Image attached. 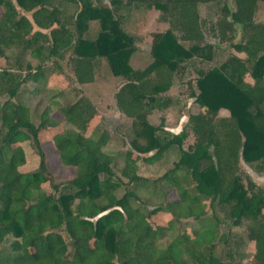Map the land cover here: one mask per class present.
<instances>
[{"label": "trees", "instance_id": "16d2710c", "mask_svg": "<svg viewBox=\"0 0 264 264\" xmlns=\"http://www.w3.org/2000/svg\"><path fill=\"white\" fill-rule=\"evenodd\" d=\"M110 3L0 0V58H9L8 51L15 49L39 60L29 61L25 70L0 67V95L8 94L0 113V264H264V188L250 174L244 184L239 174L243 160L264 159V0ZM203 3L217 4V43L206 39ZM146 7H156L169 24L150 55L141 54L130 27L134 11ZM93 19L101 30L89 38L84 32ZM231 43L233 49L220 45ZM227 51L230 57L220 63ZM99 58L126 78L116 102L118 112L134 120L131 140L118 136L104 118L87 130L96 106L81 90L71 94L76 83L94 80ZM195 58L217 64L199 73V92L188 71ZM53 74L66 75L67 84L51 96L36 122L34 110L17 97L29 81L46 86ZM185 81L188 96L201 110L188 114L180 132L150 123L151 110L180 102L165 94ZM221 108L229 114L221 115ZM190 132L194 139L185 149ZM27 140L39 157L35 168L28 167L19 145ZM112 140L130 143L119 155L124 161L119 173L118 154L104 150ZM47 141L57 149V167L75 170L72 179L54 181L42 146ZM173 149L179 152L174 165L158 179L165 187L140 174L146 165L166 162ZM150 187L151 195L146 192ZM173 189L177 198L169 200ZM154 194L167 202L147 207L143 197ZM215 206L229 207L234 224L252 221L249 237L256 248L250 262L223 260L214 253V222L219 220L209 212ZM160 211L171 213L165 223L154 218ZM189 217L199 222L191 232L182 222ZM175 221L182 228L164 245Z\"/></svg>", "mask_w": 264, "mask_h": 264}, {"label": "rangeland", "instance_id": "374dc122", "mask_svg": "<svg viewBox=\"0 0 264 264\" xmlns=\"http://www.w3.org/2000/svg\"><path fill=\"white\" fill-rule=\"evenodd\" d=\"M110 2L111 0H95V4L101 7L110 6ZM199 8L203 30L205 32L207 41L210 43H217L219 40L215 25L218 14L217 4L203 3L200 4ZM70 9L73 10L74 7L71 6ZM130 27H132L133 33H135L139 37L138 41H140L141 47L144 49L143 55H150L152 46L154 45L159 34L169 28V24L166 20L161 18V13L156 7H146L136 9L134 11V21H132ZM100 30V21L93 19L88 23V27L85 30V36L95 38ZM229 46L232 47L233 44L223 45L225 49L229 48ZM8 54L10 55L9 58H0V67H9L12 69L21 67V70H25L29 61L32 60L33 64H37L39 62L37 58L32 59L29 55L23 54L15 49L9 50ZM229 57L230 53L229 51H227L226 54L220 58V63ZM138 60L139 59H137V62ZM216 65L217 64L215 60L208 61L202 60L200 58H195L189 64V79L192 80L195 88L197 89V92H199V89L196 85V79L199 73L216 67ZM95 71L97 79L94 82L90 83L88 86L76 84L78 85V87L74 85L70 88L71 94L73 95L74 92L78 91L79 87H83L82 90H84V93L87 92L86 95H88L93 103H95L97 113L94 115V117L91 118L88 124H86V129H90L96 122L106 117L105 115H108L107 117L112 121L111 124H113L114 122V126L117 125L116 129L121 136L126 137L128 140L133 139L134 120L125 114H121L118 120H115L114 118V114L117 109L115 91L119 88L121 83L126 80V78L113 74L109 69L105 58H99L96 60ZM247 79H249L248 76ZM66 83L67 80L64 75H53L52 80L49 81L44 89L37 83L29 81L21 88L20 95L17 98L34 110V119L36 120V122H38L39 113L50 102L51 95L57 92L59 89L64 88V86H66ZM166 94L170 95L172 99L179 97L180 102L173 101L167 108L151 110L148 117L149 122L155 125H161L171 132H180L183 129L185 123L188 121V114L197 112L198 110H201V108H199L198 105L195 104V100H193V98L188 96L186 81L182 82L181 84L176 83L171 87V89L166 92ZM71 97L72 96L65 97L64 103L67 102ZM7 99L8 94L0 95V113L1 106ZM228 113V109H220L221 115H226ZM1 128L2 127L0 120V137L3 131ZM43 137L44 139H46L47 135H43ZM193 139V134L192 132H190V136L184 142L183 147L185 149L188 148V145L193 142ZM140 141L142 142V144L145 143V139L143 138ZM19 145H21L25 151L28 167H37L39 163V157L36 153L37 151L32 141H22L19 143ZM128 145L125 146L122 145V143L116 142V140H112V142L104 146V150L110 153L122 154L128 148ZM42 146L48 155L47 157L51 159L49 169L53 170L54 181L64 182L72 179V177L75 176V170H73V168H67L65 166L57 167L58 152L53 143L51 141H47L44 142ZM178 153L179 152L177 150L173 149L167 155L168 158L166 159V162L160 160L153 165H146L144 169L140 171V173L143 176H148L146 178L158 181L156 183L158 187H165V181H161L158 179L169 167H172L174 165V162H172V160L174 158L176 159V154ZM120 154H118L116 160L115 171L117 173H119L120 168L124 165L122 157L119 156ZM239 174L242 177L244 184H247V175L250 174L251 177L257 180L256 183L264 188V159L256 162H246L243 160L241 163ZM123 191V189H120L119 195L122 194ZM152 191L153 187H150L149 192H146L151 195ZM176 195V190L173 189L168 195V199H174L176 198ZM146 198V206L150 208L158 204L164 205V203L167 202V198H164L162 194H154L153 198L149 197L150 199H148L147 196L143 197L144 200ZM212 212H214L216 219L219 220L218 222H214L217 231L216 237L214 238V253L223 260H236L242 261L243 263L250 262L256 248L254 240L249 237V226H251L252 221L244 219L240 224H234L232 219H230L228 215L229 207L227 206H215L214 210H210L209 214H212ZM165 214L166 212L164 213L163 211H160L154 216V218L158 222L165 223L168 220L169 216L171 217V213L170 215ZM182 222L183 224L189 226V232L195 229L193 224L196 226L199 223L194 217L182 218ZM174 225L175 226L173 230H171L169 235L163 239L162 243L164 245L170 243L178 234V232H180V228H182V224H180L179 222L175 221ZM183 228L185 229V226ZM208 249L209 245L206 244L205 251L208 252Z\"/></svg>", "mask_w": 264, "mask_h": 264}, {"label": "crops", "instance_id": "0c3cea01", "mask_svg": "<svg viewBox=\"0 0 264 264\" xmlns=\"http://www.w3.org/2000/svg\"><path fill=\"white\" fill-rule=\"evenodd\" d=\"M86 32V31H85ZM85 32H84V34H85ZM87 37V36H86ZM90 38V37H89ZM135 43L137 44V45H139L140 47H141V44H140V41H138V39H136V41H135ZM232 44V43H231ZM222 47H223V45L224 44H220ZM234 45V44H233ZM224 48V47H223ZM227 49H233V46L231 47V46H229V48H227ZM141 54H143V51H144V49L141 47ZM69 53H71V52H69ZM67 62V60H65L63 63H66ZM95 62L96 61H94V80L92 81V82H94L96 79H97V77H96V71H95ZM250 64H252V62H249ZM253 65V64H252ZM252 65H250V66H252ZM67 68V71L69 72V73H71L70 72V69H69V65L66 67ZM53 75H64V74H53ZM52 75V76H53ZM52 76L50 77V80L49 81H51L52 80ZM65 76V78H66V80H67V77H66V75H64ZM247 78V77H246ZM54 80H56V79H54ZM247 80H249V79H247ZM32 82V81H31ZM92 82H88V83H85V84H81V85H85V86H88L90 83H92ZM35 83V82H34ZM49 83V82H48ZM67 84V83H66ZM76 84H79V83H76ZM75 84V86H77L78 87V85H76ZM39 85V84H38ZM40 86V85H39ZM43 89L45 88V86H41ZM65 87V86H64ZM76 87V88H77ZM63 89V88H62ZM62 89H59L57 92H55V93H53L51 96H53V95H55L56 93H58L59 91H61ZM83 89V87H79V89L78 90H82ZM83 92H84V90H82ZM118 91V89H116V91H115V95H116V92ZM78 92V91H77ZM85 95L87 94V92H85L84 93ZM88 96V95H87ZM166 96H168V97H170V95H167L166 94ZM191 98H193V100H195V97H191ZM91 99V98H90ZM175 100H179L180 98L179 97H177V98H174ZM180 101V100H179ZM93 102V101H92ZM95 104V103H94ZM116 104H117V102H116ZM119 110H118V106H117V109H116V112H115V114H114V118H115V120H118L119 118H120V116H121V114H124V113H122V112H118ZM229 114V113H228ZM228 114H226V115H228ZM106 117H104V120L106 121V123H107V125H108V127L111 129V130H113V129H115L116 131H117V134L118 135H120L119 134V132H118V130L116 129L117 128V125L116 126H114V122H113V124H111L112 123V121L107 117L108 115H105ZM153 124V123H152ZM111 126V127H110ZM121 136V135H120ZM117 154H120V153H117ZM147 170V169H146ZM141 174V173H140ZM142 175V174H141ZM143 176V175H142ZM144 177H148V176H144ZM255 181H257L255 178H253ZM264 179V178H263ZM176 198H177V195H176ZM176 198H174V199H176ZM174 199H170L169 198V200H174ZM165 215H170V213H168V212H166V214ZM169 218H170V216H169ZM168 218V219H169Z\"/></svg>", "mask_w": 264, "mask_h": 264}, {"label": "water", "instance_id": "95a60500", "mask_svg": "<svg viewBox=\"0 0 264 264\" xmlns=\"http://www.w3.org/2000/svg\"><path fill=\"white\" fill-rule=\"evenodd\" d=\"M77 38H78V33L76 34V40H77ZM168 97V96H167Z\"/></svg>", "mask_w": 264, "mask_h": 264}]
</instances>
